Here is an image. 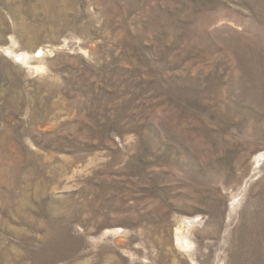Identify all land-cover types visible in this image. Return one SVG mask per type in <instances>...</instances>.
I'll list each match as a JSON object with an SVG mask.
<instances>
[{"label": "rangeland", "instance_id": "obj_1", "mask_svg": "<svg viewBox=\"0 0 264 264\" xmlns=\"http://www.w3.org/2000/svg\"><path fill=\"white\" fill-rule=\"evenodd\" d=\"M0 264H264V0H0Z\"/></svg>", "mask_w": 264, "mask_h": 264}, {"label": "bare ground", "instance_id": "obj_2", "mask_svg": "<svg viewBox=\"0 0 264 264\" xmlns=\"http://www.w3.org/2000/svg\"><path fill=\"white\" fill-rule=\"evenodd\" d=\"M27 58V57H26ZM180 234V233H179ZM182 238V237H181ZM187 243V242H186Z\"/></svg>", "mask_w": 264, "mask_h": 264}]
</instances>
